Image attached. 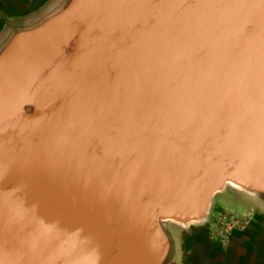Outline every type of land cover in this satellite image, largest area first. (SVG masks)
I'll list each match as a JSON object with an SVG mask.
<instances>
[{
  "label": "water",
  "instance_id": "95a60500",
  "mask_svg": "<svg viewBox=\"0 0 264 264\" xmlns=\"http://www.w3.org/2000/svg\"><path fill=\"white\" fill-rule=\"evenodd\" d=\"M229 188L264 209V0H66L0 48V264H171Z\"/></svg>",
  "mask_w": 264,
  "mask_h": 264
},
{
  "label": "crops",
  "instance_id": "0c3cea01",
  "mask_svg": "<svg viewBox=\"0 0 264 264\" xmlns=\"http://www.w3.org/2000/svg\"><path fill=\"white\" fill-rule=\"evenodd\" d=\"M66 0H0V48L14 31L32 27L58 11ZM239 207L248 215L247 229H234L224 240L212 229L198 227L177 237L176 255L171 264H264V209L242 197L236 203L225 200L220 211Z\"/></svg>",
  "mask_w": 264,
  "mask_h": 264
},
{
  "label": "built area",
  "instance_id": "2783aa9c",
  "mask_svg": "<svg viewBox=\"0 0 264 264\" xmlns=\"http://www.w3.org/2000/svg\"><path fill=\"white\" fill-rule=\"evenodd\" d=\"M251 218L248 215L237 212L223 211L211 229L224 240L231 236L234 229L245 230L249 226Z\"/></svg>",
  "mask_w": 264,
  "mask_h": 264
},
{
  "label": "rangeland",
  "instance_id": "374dc122",
  "mask_svg": "<svg viewBox=\"0 0 264 264\" xmlns=\"http://www.w3.org/2000/svg\"><path fill=\"white\" fill-rule=\"evenodd\" d=\"M240 198V195H239V192L235 189H232V188H229L226 192L224 193H220L216 196V199H215V203H214V207H213V210H212V214H211V218H210V221L204 225H202L201 227L203 229H211V227H214V224L216 223V220L220 217V214L223 213L222 212H219L221 209H220V205L222 203L225 202V200L227 199L228 201L232 202V203H236ZM239 207H227L226 211H229V212H236L238 210ZM170 227L173 228L174 230L176 231H186L187 230V227H181V226H177V225H174V224H170Z\"/></svg>",
  "mask_w": 264,
  "mask_h": 264
}]
</instances>
